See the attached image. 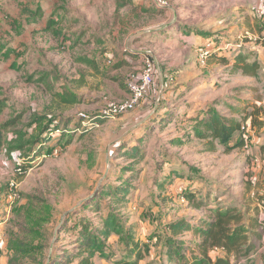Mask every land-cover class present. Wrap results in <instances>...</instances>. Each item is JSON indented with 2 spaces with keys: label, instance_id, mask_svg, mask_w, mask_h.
Instances as JSON below:
<instances>
[{
  "label": "rangeland",
  "instance_id": "374dc122",
  "mask_svg": "<svg viewBox=\"0 0 264 264\" xmlns=\"http://www.w3.org/2000/svg\"><path fill=\"white\" fill-rule=\"evenodd\" d=\"M259 1L0 0V264H181L171 247L189 241L180 253L192 258L198 240L170 223L196 225L229 206L243 215V251L251 248H212V262L264 259V18L251 11ZM151 30L159 41L138 38ZM240 44L234 53L261 64L254 76L214 58ZM137 50L155 66L145 98L100 120L138 77ZM209 108L247 118L229 142L245 144L198 138L196 116ZM107 218L114 229L104 238L96 230ZM86 227L97 247L79 252Z\"/></svg>",
  "mask_w": 264,
  "mask_h": 264
},
{
  "label": "trees",
  "instance_id": "16d2710c",
  "mask_svg": "<svg viewBox=\"0 0 264 264\" xmlns=\"http://www.w3.org/2000/svg\"><path fill=\"white\" fill-rule=\"evenodd\" d=\"M260 2L261 0L256 4ZM238 49L239 48L236 47L229 48L226 50L223 56L214 55V58L218 59V61L223 65H227L230 62H233L231 70H233L234 72H241L245 75L252 76L256 75L257 70L261 68V64L259 65L258 60L250 59V53H234ZM231 53H233L234 56L232 60L231 56L229 57ZM60 100L64 103L70 104L79 102L77 98L71 96H62ZM250 115L246 114V117H250ZM246 119L247 118L245 117L240 118L223 116L216 109L209 108L207 109L204 115L200 117L196 116L195 134L198 138H209L208 142L211 145L214 140H218L220 143L226 144L227 147H238L245 144L244 139H239L233 145H229V142L235 133L243 131ZM92 120H95V118H93ZM1 147L2 133L0 132V149ZM246 147L249 149L248 145H246ZM135 149L136 148H133V151ZM184 196L189 200H196L192 193H185ZM197 204H202V202L199 201L197 202ZM242 219L243 215L237 210V208L229 206L224 209L221 207L211 209V214L204 219H200L199 223L196 225L183 219L178 220L174 223H170L169 228L171 227V230L174 234L190 232L193 235V238H197L198 241H191L194 242L193 245L196 247L197 251L200 252L197 255L194 254L192 258H188L187 255L182 256V253L180 252L189 249H186L189 241L180 239V242H177L175 246L177 247V249L171 247L170 253L176 254L177 257L180 259L181 264H229V261L223 259H219L215 263L212 262L208 254V250L212 248H220L227 254H234L236 256H247L251 247L248 248L246 245V251H243L242 249L244 240L247 238L245 235L244 226L241 225ZM112 223L110 219L107 218L104 222L102 229L96 230V232L100 236L106 238V235L114 229ZM83 233L86 237H84L85 240H80L81 249L79 252H89L91 249L97 247V240L96 238L92 237V234L90 233L89 229H87V227L84 228ZM137 253V255H139L140 257V251H137Z\"/></svg>",
  "mask_w": 264,
  "mask_h": 264
},
{
  "label": "built area",
  "instance_id": "2783aa9c",
  "mask_svg": "<svg viewBox=\"0 0 264 264\" xmlns=\"http://www.w3.org/2000/svg\"><path fill=\"white\" fill-rule=\"evenodd\" d=\"M251 11L254 12L255 16L264 17V0L260 3L253 5ZM241 46L238 45L237 48ZM233 45L231 48H235ZM210 54L209 51L205 50L204 54ZM155 77V66L150 60V57L145 56L143 67L134 80L130 83L128 87V92L122 99H114L107 101L102 109L98 113V118L104 119L109 117H115L117 115L126 113L135 109L145 98L146 93L153 82Z\"/></svg>",
  "mask_w": 264,
  "mask_h": 264
},
{
  "label": "crops",
  "instance_id": "0c3cea01",
  "mask_svg": "<svg viewBox=\"0 0 264 264\" xmlns=\"http://www.w3.org/2000/svg\"><path fill=\"white\" fill-rule=\"evenodd\" d=\"M158 31L159 30H151V31H146V32H141V34H138L137 36H138V38H140L141 40L142 39H145V40H154V41H159L160 40V38H161V34L160 33H158ZM178 37H177V39H175L177 42L179 41L180 43H182V42H184V41H182V40H185L186 39V37L185 38H183L184 36H182V33L183 34H185L184 32L185 31H181L180 29H178ZM175 35H177V33L175 34ZM198 38V37H197ZM189 41H191V42H196V43H199V42H201V41H198L197 39H189L186 43L188 44V45H190V43H189ZM185 43V42H184ZM263 45V44H262ZM245 48H247V47H245ZM250 48V47H249ZM249 48H247V49H245V50H249ZM252 48V47H251ZM251 48H250V50H251ZM142 50H143V48H142ZM142 50H137V52L139 53V55H141V58H142V61L144 60V58H143V56H144V51H142ZM135 53L134 52H129V55H131V56H133ZM215 60H218V59H215ZM232 64H233V62H230L229 64H225L224 66L226 67L225 69H226V71H230V70H228V68H227V66L228 65H230L231 67H232ZM223 65V64H222ZM226 74H227V72H226ZM226 76V75H225ZM196 81V80H195ZM195 81H193V82H195ZM199 81V80H198ZM201 82H206L207 84L209 83V82H213L212 80H210V81H207V79H205V80H203V81H201ZM183 84H185V83H183ZM183 84L182 85H180V86H183ZM180 88V87H179ZM177 89V90H175L174 92H179V93H181V92H183V90H185V88L184 89ZM251 104V103H250ZM162 109H164V107L162 108ZM257 256H259V259L256 261V263L257 264H264V259L262 258V255L260 254V253H257ZM251 260V259H250Z\"/></svg>",
  "mask_w": 264,
  "mask_h": 264
}]
</instances>
